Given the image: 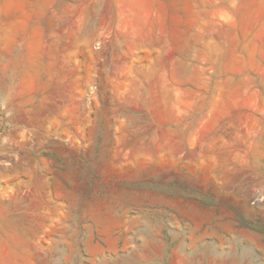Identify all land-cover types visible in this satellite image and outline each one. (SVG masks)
Returning a JSON list of instances; mask_svg holds the SVG:
<instances>
[{"label": "rangeland", "instance_id": "obj_1", "mask_svg": "<svg viewBox=\"0 0 264 264\" xmlns=\"http://www.w3.org/2000/svg\"><path fill=\"white\" fill-rule=\"evenodd\" d=\"M261 62L264 0H0V264H264Z\"/></svg>", "mask_w": 264, "mask_h": 264}, {"label": "crops", "instance_id": "obj_2", "mask_svg": "<svg viewBox=\"0 0 264 264\" xmlns=\"http://www.w3.org/2000/svg\"><path fill=\"white\" fill-rule=\"evenodd\" d=\"M263 67H264L263 62H261V68H263ZM259 86H262L261 87V97H262V105L263 106L261 108H258L257 111L260 112L262 117H264V85L259 84ZM259 86H257L258 91H260ZM258 126H260V123L258 124ZM261 126L263 127L262 132L260 133L259 129L257 130V137H256L257 142H260V141L263 142V140H264V135L262 134L264 132V119H262ZM262 157H264V145L261 147H258V149H257L256 162L260 163L261 162L260 158H262ZM262 162H263V160H262Z\"/></svg>", "mask_w": 264, "mask_h": 264}]
</instances>
